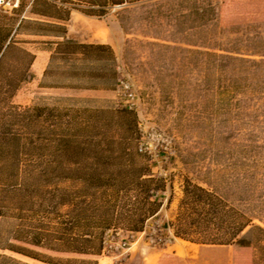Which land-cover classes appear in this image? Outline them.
Masks as SVG:
<instances>
[{
	"label": "rangeland",
	"instance_id": "obj_1",
	"mask_svg": "<svg viewBox=\"0 0 264 264\" xmlns=\"http://www.w3.org/2000/svg\"><path fill=\"white\" fill-rule=\"evenodd\" d=\"M20 2L22 9L15 13L0 11V21L12 17L16 26L25 19L15 39L35 58L32 79L21 84L12 102L113 110L117 78L123 79L144 98L136 112L139 142L150 154H136L137 161L162 177L165 186L156 195L162 205L143 230L105 231L102 239L126 245L99 253L53 252L18 241L13 237L18 220L2 215L0 264H141L143 258H158L163 247L183 254L190 244L164 226L176 214L186 177L250 219L238 236L246 243L243 264H264V242L253 245L261 234L250 230L255 224L264 229V68L254 74L243 66L220 70L216 56L264 63V0H137L111 6L100 16L85 14L90 4L84 0L35 3L37 9L69 11L62 37L36 34L53 28L35 23L54 20L30 12L32 0ZM65 39L109 44L113 57L107 52L67 55L56 49ZM232 83L237 88L226 92ZM118 209L120 217L132 213ZM10 245L38 255L17 253ZM169 255L164 263L178 264Z\"/></svg>",
	"mask_w": 264,
	"mask_h": 264
},
{
	"label": "trees",
	"instance_id": "obj_2",
	"mask_svg": "<svg viewBox=\"0 0 264 264\" xmlns=\"http://www.w3.org/2000/svg\"><path fill=\"white\" fill-rule=\"evenodd\" d=\"M30 12L54 22L38 21L62 37L69 11L55 7ZM89 15H103L111 6L137 0H84ZM23 3L11 13L21 10ZM10 13V14H11ZM0 21V216L18 220L14 239L53 252L87 254L102 251V233L109 229L142 231L146 221L160 209L162 201L154 191L164 189V179L153 175L148 165L137 161L141 137L137 113L127 107L94 109L75 106L28 105L12 102L21 84L32 79L35 55L19 46L17 25L12 17ZM67 55L107 52L105 43H82L71 39L56 42ZM17 57V59L15 57ZM220 70L247 67L254 74L264 63L230 54H216ZM16 60V61H13ZM91 88L94 86H79ZM236 83L225 87L233 91ZM176 214L165 224L175 237L202 244H233L236 251L246 244L238 236L250 219L223 198L188 177L182 184ZM170 201V198L168 199ZM131 214L119 216L116 210ZM264 242V229L251 225ZM242 238V237H241ZM12 250L36 258L38 254L10 245Z\"/></svg>",
	"mask_w": 264,
	"mask_h": 264
},
{
	"label": "crops",
	"instance_id": "obj_3",
	"mask_svg": "<svg viewBox=\"0 0 264 264\" xmlns=\"http://www.w3.org/2000/svg\"><path fill=\"white\" fill-rule=\"evenodd\" d=\"M81 18V16H79ZM69 91L74 90L78 91L77 94L81 93L83 89H70ZM85 91V89H84ZM95 91H103L95 90ZM105 91V90H104ZM166 224V223H165ZM173 232L168 229V232ZM174 238H176L173 235ZM190 245L186 247V250L183 254H178L176 251H172L169 253L167 248H162L159 253V257L156 258L155 264H166L164 261L166 258L170 257L169 254H172L174 258L178 260V264H243L245 257V249L244 247H240L238 251L235 250L233 244H202L195 243L191 241L185 240ZM191 244L198 245L197 249L194 250ZM141 264H146L145 258L142 259Z\"/></svg>",
	"mask_w": 264,
	"mask_h": 264
},
{
	"label": "built area",
	"instance_id": "obj_4",
	"mask_svg": "<svg viewBox=\"0 0 264 264\" xmlns=\"http://www.w3.org/2000/svg\"><path fill=\"white\" fill-rule=\"evenodd\" d=\"M20 3H21L20 0H0V11L5 13H11L14 9H16L20 5ZM117 79H118V84L116 88V100L114 106L117 108L127 107L130 109H134L138 113V109L143 104L144 98L136 89L131 87V85L128 82L124 81L121 78H117ZM138 125L140 129V122H138ZM137 150L139 153L150 154V149H148L145 146L143 147L140 142L138 144ZM158 191L159 190H156V192L154 191L155 195H158ZM168 229L170 228H167V230ZM106 233L107 232H105V234ZM115 233L118 234V232ZM102 242H103L102 252L114 248L116 249L117 247H124L126 245L125 241L113 242V240H106V237L103 238Z\"/></svg>",
	"mask_w": 264,
	"mask_h": 264
},
{
	"label": "bare ground",
	"instance_id": "obj_5",
	"mask_svg": "<svg viewBox=\"0 0 264 264\" xmlns=\"http://www.w3.org/2000/svg\"><path fill=\"white\" fill-rule=\"evenodd\" d=\"M104 36V39H105V35ZM156 258L157 256H149L147 259H146V264H155L156 262Z\"/></svg>",
	"mask_w": 264,
	"mask_h": 264
}]
</instances>
